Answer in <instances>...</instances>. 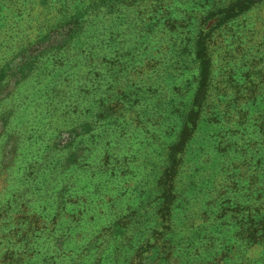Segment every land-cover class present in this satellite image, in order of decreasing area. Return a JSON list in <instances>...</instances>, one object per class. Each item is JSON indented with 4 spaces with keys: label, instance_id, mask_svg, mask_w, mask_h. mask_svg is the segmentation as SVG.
Listing matches in <instances>:
<instances>
[{
    "label": "rangeland",
    "instance_id": "rangeland-1",
    "mask_svg": "<svg viewBox=\"0 0 264 264\" xmlns=\"http://www.w3.org/2000/svg\"><path fill=\"white\" fill-rule=\"evenodd\" d=\"M231 1L182 0L156 35L133 22L115 35L119 17L79 26L88 10L76 0H0V264H38L40 251L44 260L49 229L59 221L58 237L81 209L98 219L72 249L101 228L111 246L90 242L80 252H90L89 264H264V240L239 233L234 210L256 195L264 201V1L211 32L204 65L185 51V37L217 22ZM180 16L189 22L171 37L167 24ZM135 48L144 52L123 64ZM193 99L198 125L177 154L168 219L156 180ZM246 123L234 151V129ZM88 129L96 139L79 138ZM101 138L108 165L90 169L88 146ZM77 144L91 153L73 152ZM9 218L30 227L8 229ZM220 251L230 257L219 261Z\"/></svg>",
    "mask_w": 264,
    "mask_h": 264
},
{
    "label": "trees",
    "instance_id": "trees-1",
    "mask_svg": "<svg viewBox=\"0 0 264 264\" xmlns=\"http://www.w3.org/2000/svg\"><path fill=\"white\" fill-rule=\"evenodd\" d=\"M82 5L80 6L81 9H87L88 14H86V18L81 21V24L79 26H82L83 24H91V22L95 19H102V20H109V19H114L118 18L120 22L118 25H111L110 28L113 29L115 32V35L124 31L129 30V26L131 23H142V31L141 33H152L156 35L158 29L160 28V22L164 17H171L172 13L175 14L176 11H179L177 9V4L182 2V0H107L108 2L106 3L105 0H76ZM264 0H232L229 2L226 6V9H224L223 13L220 15L219 18H217V22H214L212 25L207 26L206 28L198 27L197 31L195 32L194 35L191 37H185L188 41L186 44H188V48L185 44V51L188 54L194 53V60L196 61L195 64H197V67L199 68L200 65H204L205 61V50H206V40L210 36L211 32L219 28V26L224 23L225 21L234 18L238 16L239 14L243 13L245 10H248L252 5L256 3L263 2ZM66 4L69 5V1H65ZM107 4V6H103L104 4ZM101 6V7H100ZM101 9H108L109 10V16L104 17L103 15H100ZM205 17V16H204ZM207 21V19L204 21V23ZM188 19L185 16H180V18H174L173 23H165L167 25H171V30H169V34L172 36H176L173 28L175 27H180L181 24L188 23ZM132 23V24H133ZM203 23V24H204ZM207 24V23H206ZM174 26V27H173ZM202 28V30H201ZM140 32H131V34L134 35L135 40L138 39V44L141 46L143 44V41L141 38L143 36L141 35ZM107 36H111L112 32H107ZM181 37V35H180ZM183 40V38L181 39ZM114 51L112 53L114 54ZM139 52H144L140 49H134L130 53V58L127 61H124L123 64L126 62H134L136 61V56ZM145 58V57H144ZM179 62H177L178 64ZM178 69V66H174L173 70L176 72ZM202 73V70L199 71L196 74V78H200ZM202 87V85H201ZM196 88H200V81L197 82V84L194 87L196 93ZM204 91V90H203ZM200 92V90H199ZM192 96V97H193ZM201 96V94H200ZM196 99H193L192 102H190L187 110H186V117H185V126L182 127L181 131L179 132L177 136V142L174 143L170 147L171 154L172 156V163L169 167H166L167 173L163 174L161 177H159L156 180V183H160L162 180L164 182V186L161 189V211H166L167 217L169 219V212L172 210L171 202L172 199L174 198V187H173V181H174V173L175 170L178 169L180 161H178L179 156L177 154H183V150L185 148L186 142L188 140V137L197 129V120L198 116L200 115V109H201V100L197 101L199 103V109L196 110L195 112L192 110L194 105H196ZM198 105V104H197ZM188 123V125H186ZM256 124V123H255ZM264 125V123L262 124ZM239 127L238 124L235 126V128ZM249 129L248 123H246L244 126H240L239 129H234V131L237 134V137L234 140L229 141V145H231V149L237 150V148L240 147L241 142L243 140L244 135H248L247 131ZM256 128H253L251 132H254ZM87 130V133H84L83 135L79 136V138H88L89 140H93V138L96 139L94 133L92 131ZM98 135H100L98 133ZM80 141V140H79ZM78 141V142H79ZM102 143V138L99 141H96L97 146H88L90 147V151L94 152L96 155L94 157V160H92V164L90 163V169L93 167H98L101 169V165H108V161L106 158L105 162H102L103 159L106 157V152H105V143H102V149H99L100 144ZM93 145V144H90ZM81 147V152L79 154H82V157H84L85 154L91 153L88 147H82L80 144H77L76 148L74 149L73 152L79 150L80 151ZM178 161V162H177ZM77 163L82 164L80 157H78ZM88 164L87 158L85 161V165ZM112 164V162H111ZM95 187H98L95 186ZM264 188V187H263ZM59 189H56L54 191V195L58 193ZM252 201V202H251ZM251 203L250 205H247L245 207L241 208H235L237 212L240 213L241 217L239 219H235V224L239 222V225L246 224L244 228H240L238 224V231L241 234H245V237L249 240H255L257 237L262 238L264 240V201H260L259 195L254 196V198L250 200ZM107 205V204H106ZM110 205V204H109ZM114 204L111 205L113 207ZM102 206H97V213L99 209H101ZM109 208V206L107 207ZM225 212V211H224ZM57 212L52 214V218L55 217ZM84 211L81 209L80 215L71 217L66 223L68 224L67 227L63 228L64 232L62 234L58 235V237L53 238V234L55 232H58L59 227V221L54 223V226L49 229L48 234L46 235L47 240L54 239L53 244L51 245L52 250L48 249L46 256L43 260L44 257V252L40 251L37 253L38 255V264H87L85 263L88 261L89 264V256L90 252L84 253L83 257L80 256V252L85 250L90 242H94V247L96 249L102 248L105 250L107 247H111L108 243V240L106 239V229L101 228V230L95 232L93 238L89 240V242H85L84 246H81L80 248L73 250L72 248H75V245L80 242V237H79V232L81 230H84L88 227L91 228V226L95 223V221L98 219L91 218V216H84L83 215ZM222 216H219L221 218ZM89 220V221H88ZM216 218H212V222H214ZM20 222V223H18ZM22 224L25 226L26 229L30 227V222H25L21 221V219H12L9 218L7 221L4 222V226L9 225L8 229L14 228L16 225ZM5 228H2L0 230H4ZM57 234V233H56ZM240 237V235H238ZM44 243V242H43ZM27 243L23 245V248L28 249ZM79 247V246H78ZM146 250V246L143 247V249H140V253L142 254V251ZM18 259H20V253L15 252L14 253ZM219 255V261H221L222 258L224 257H230V254L226 252H218ZM15 259V258H14ZM21 261V260H20ZM13 263H15L13 261ZM37 263V262H36ZM97 260H92L91 264H96Z\"/></svg>",
    "mask_w": 264,
    "mask_h": 264
}]
</instances>
